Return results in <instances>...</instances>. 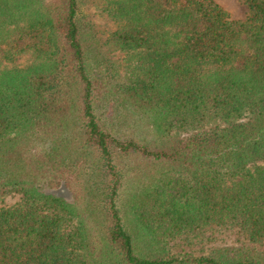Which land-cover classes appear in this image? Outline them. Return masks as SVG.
Here are the masks:
<instances>
[{
  "label": "trees",
  "instance_id": "1",
  "mask_svg": "<svg viewBox=\"0 0 264 264\" xmlns=\"http://www.w3.org/2000/svg\"><path fill=\"white\" fill-rule=\"evenodd\" d=\"M239 1L0 0V264H264V0Z\"/></svg>",
  "mask_w": 264,
  "mask_h": 264
},
{
  "label": "rangeland",
  "instance_id": "2",
  "mask_svg": "<svg viewBox=\"0 0 264 264\" xmlns=\"http://www.w3.org/2000/svg\"><path fill=\"white\" fill-rule=\"evenodd\" d=\"M215 2H217L220 6H222L223 9H225L230 14V16L235 20H244L247 16V12H248L247 7L239 0H215ZM18 199H19L18 196L10 197L6 199L5 204L9 206L13 205L18 201ZM233 237L234 236L232 235L219 236L220 239H224V240H229L230 238Z\"/></svg>",
  "mask_w": 264,
  "mask_h": 264
}]
</instances>
